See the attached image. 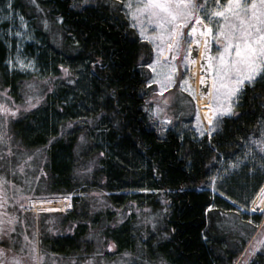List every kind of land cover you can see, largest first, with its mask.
Returning a JSON list of instances; mask_svg holds the SVG:
<instances>
[{
  "label": "trees",
  "instance_id": "trees-1",
  "mask_svg": "<svg viewBox=\"0 0 264 264\" xmlns=\"http://www.w3.org/2000/svg\"><path fill=\"white\" fill-rule=\"evenodd\" d=\"M30 1L16 3L55 26V52L71 69L65 75L57 67L45 109L24 111L10 123L18 149L47 154L52 191L73 195L72 210L55 212L60 222L42 237L50 262L40 252V264H100L117 255L126 264H264L262 215L245 211L264 184L263 155L249 144L252 153L242 159L245 142L263 131L261 98L249 99V90L243 115L226 118L211 142L171 126L162 134L161 122L146 110L154 49L129 26L120 1L88 0L78 8L74 0ZM207 5L215 6L213 0ZM4 59L0 42L2 87L19 100ZM96 59L101 63L93 68ZM150 212L164 225L153 230L138 222ZM112 242L116 251L104 250ZM252 245L255 251H246Z\"/></svg>",
  "mask_w": 264,
  "mask_h": 264
},
{
  "label": "rangeland",
  "instance_id": "rangeland-1",
  "mask_svg": "<svg viewBox=\"0 0 264 264\" xmlns=\"http://www.w3.org/2000/svg\"><path fill=\"white\" fill-rule=\"evenodd\" d=\"M24 1L30 5L33 4L30 0ZM119 1L121 2V0ZM23 9L21 5L16 3V0H0V42L5 48V59L2 62V68L6 70L9 76L21 78H12L19 84V88L17 87L18 90L15 92V94L17 93L15 96L19 99L17 100L11 95L8 87H2L0 72V104H4L13 109L18 108V114L16 116L23 114L24 111L32 110L37 107L45 109L48 105V97L55 91L54 85L57 81L54 74L57 72V67L62 69L61 65H63L70 69L69 63H65L64 59L59 57L55 52L56 49H58L57 44L60 43L58 42L60 40V34L55 26L47 21V27H45L44 19L41 20L42 18L33 16L29 11L25 12ZM202 14L203 15H200L203 17L205 13L202 12ZM21 16L23 17V22L20 19ZM207 23L208 21L206 19L202 21L190 20L184 25V36L180 39L181 46L178 50L173 52L174 58L172 57V59H169L168 54H170L169 46H173L174 38L168 39L166 37L163 43L157 40V44L163 47V51L160 52H157L153 44L146 40L154 49L155 57L153 60H157V63L154 65L156 69L155 72L147 66L151 74L149 81L151 80L153 82L151 84L148 83L150 99L146 104V110L148 114L151 115L150 110L156 109L158 106L161 111L159 115L153 118L159 122L166 123L167 127H174L179 130L182 135L194 134L199 137L198 133L195 131L197 124L203 122L205 125L200 115L199 108L196 110L195 115L193 114V102L196 103L195 95L199 84L196 89V81L194 82L191 80L189 75V53L192 45L197 44L201 56L205 49V40L209 41V55H215L219 50L213 36L205 37L200 34L202 31H207V29L203 27V25ZM193 24L197 28L196 32L191 31V25ZM135 30L139 35L137 29ZM145 31L148 34H156L159 29L154 25L146 23ZM214 32L215 22H213V33ZM196 37H200V39L198 40ZM185 57H187V59H185ZM29 61L32 62L30 66H20L21 63L29 65ZM82 66V64H79V70H82ZM172 68H175V72L171 71ZM200 69L199 61V74ZM210 70L212 72V77L213 69ZM72 81L73 80H69L71 84L73 83ZM156 81H159V83ZM167 81H171V83L169 84ZM181 82H184L183 86ZM29 85H31V87H29ZM5 89H7V95L4 94ZM28 96L32 97L30 103L34 104L35 107H29ZM37 98H42L39 103H37ZM44 112L45 111H41V114H44ZM197 112H199V120L197 119ZM16 116L13 117L9 114L8 118L5 120L3 114H0V136H2V139H0V156L7 157V169L4 168L6 167L4 165L1 167V176H3L5 181H12L7 187L12 189V192H5V194L12 196L17 195L16 198L20 200L17 209L20 214L23 213L24 216L20 236L22 245V253L20 256L22 262L23 264H40V252L43 257H48L42 237L44 238L45 235H53L56 224L58 221L60 222L59 218L62 217V215L55 212H68L72 210L73 201L71 198L73 195L61 196L62 193L60 194L52 191L49 180L50 176L44 167L47 161V154L42 150L34 152L32 150L26 151L11 148L17 144V142L9 138L10 131L7 128V124L10 118H16ZM191 118L192 120L189 121ZM168 121H170V123H168ZM254 147L264 157V153L261 152L260 148L255 145ZM9 148L11 149V155L7 152ZM29 157L32 159L29 160ZM21 167L23 171H20ZM6 183L7 182L4 184ZM4 184L2 185L6 188ZM45 192L52 193L48 194ZM62 197L70 198L71 208L69 210L37 212L30 207L33 199ZM252 202L249 209L245 211L261 214L262 224L264 225V205L259 208L260 212H257L255 210L257 207L251 206ZM138 222L142 225H150L153 230L158 229L163 224L161 215L155 212L145 214ZM109 244H113V242ZM108 245L104 247V250L116 251V247L108 248ZM47 257L46 260L50 262V258ZM125 261V258L117 255L112 258L111 261L101 260L100 264H126ZM10 263H12V260H10ZM156 264H159V262Z\"/></svg>",
  "mask_w": 264,
  "mask_h": 264
},
{
  "label": "snow or ice",
  "instance_id": "snow-or-ice-1",
  "mask_svg": "<svg viewBox=\"0 0 264 264\" xmlns=\"http://www.w3.org/2000/svg\"><path fill=\"white\" fill-rule=\"evenodd\" d=\"M33 2L35 3V0ZM87 2L88 0H81L77 4L74 0L72 6L77 8L81 6L86 7ZM213 2L215 8H209L207 0H205L204 4H198L196 0H121L119 4L120 9L130 22L129 26L137 29L142 40L150 41L157 52L163 51V47L157 44L156 41L159 40L163 43L166 37L168 39L175 38L173 39L175 47H169L173 52L178 50L180 39L184 36L183 27L188 21H202L204 19L208 21L207 24L203 25L207 31H202L200 34L205 37L213 36L219 50L215 55L206 56L209 68L213 69L211 85L203 93L208 99L207 125L205 126L203 122H200L197 124L195 131L199 136L207 135L210 142L216 133L223 130L226 118L232 117L238 119L239 116L243 115V112L239 109L244 103L245 98L248 97L249 90H251L252 95L248 98L256 99V97H260V103L264 105V0H223V2L222 0H213ZM201 12L205 13L203 17L200 15ZM20 19L23 22L22 16ZM57 19L62 21L64 17L58 16ZM213 22H215L214 33ZM44 23L45 27H47V20ZM146 23L154 25L159 31L156 34H148L145 31ZM191 31H197L194 24L191 25ZM204 51L205 53L209 51L208 40H205ZM31 63V61H29V65L21 63L20 66H30ZM91 63L93 68H95L101 61L96 59L91 61ZM156 63L157 60H153L148 65V68L152 69L153 72L156 71L154 68ZM61 68L65 75L69 74V68L63 65H61ZM171 71L175 72V68H172ZM72 82L75 83V81ZM152 82L151 80L148 81L149 84ZM156 82L159 83V81ZM167 83L170 84L171 81H167ZM183 83L181 82L182 86ZM203 83H205L204 78L201 79V84ZM4 94L7 95V89L4 90ZM40 99L42 98H37V103H39ZM31 100L32 97L28 96L29 107H35L34 104L30 103ZM150 111L151 119L159 115L161 109L157 106L156 109ZM0 114H3L6 120L9 114L13 117L16 116L18 108L13 109L0 104ZM197 119L199 120V112H197ZM257 124L264 128V113L261 114ZM166 127L167 124L161 122L158 131L163 134ZM0 139H2V136H0ZM54 139L55 137L52 138V140ZM80 141L86 142L84 134H81ZM49 143H51V140ZM249 144L259 147L261 152L264 153V131L261 132L260 138L250 137L245 142L246 151L242 159H247L248 155L252 153V148L248 146ZM7 152L11 155L10 148L7 149ZM0 159H3V157L0 156ZM28 159L31 160L32 158L29 157ZM239 159L241 158L232 162L230 167H236ZM253 159H255L254 154ZM261 165L264 166V157L261 158ZM0 167H3V165L0 164ZM20 171H23L22 167ZM225 171H228V169H225ZM5 182L12 183V181H5L3 176H0V185ZM0 195H3L2 187H0ZM257 197L259 199L254 198V204L264 203V186L257 193ZM241 207L246 208L247 206L241 205ZM255 210L260 211L259 208ZM10 223L11 221H9ZM8 231H14V229L8 228ZM7 234L5 222L0 219V241ZM261 242L264 243V241ZM249 243L251 244V242ZM114 247V243L108 245V248ZM255 247L256 245H252L246 251L254 252ZM3 253L4 249L0 248V255H3ZM130 255L128 252L124 253V256ZM0 264H4L3 259H0ZM84 264H93V261L91 259L85 260ZM145 264H149V262L145 261ZM160 264H166V262L161 260Z\"/></svg>",
  "mask_w": 264,
  "mask_h": 264
},
{
  "label": "flooded vegetation",
  "instance_id": "flooded-vegetation-1",
  "mask_svg": "<svg viewBox=\"0 0 264 264\" xmlns=\"http://www.w3.org/2000/svg\"><path fill=\"white\" fill-rule=\"evenodd\" d=\"M19 116V115H18ZM10 118L7 124V128L10 131V123L18 118ZM9 138L13 140V136L11 132L9 133ZM12 149H18V144H15L11 147ZM3 159H0V164L6 166L7 165V157L2 156ZM6 162V163H5ZM7 169V166L4 167ZM0 176H1V167H0ZM0 185L3 188V195H0V219L4 220L5 222V231L8 233L7 236L3 237V240L0 241V248L4 249L3 255H0V259L4 260V264H23L20 254L22 253V245H21V231L23 227V213L17 209L20 200L16 198L17 195H7L5 192H12V189L7 188L9 183ZM6 197V199H5ZM9 221L11 223L9 224ZM8 228L14 229V231H8ZM12 260V263H10ZM15 261V262H14Z\"/></svg>",
  "mask_w": 264,
  "mask_h": 264
},
{
  "label": "bare ground",
  "instance_id": "bare-ground-1",
  "mask_svg": "<svg viewBox=\"0 0 264 264\" xmlns=\"http://www.w3.org/2000/svg\"><path fill=\"white\" fill-rule=\"evenodd\" d=\"M199 58H201L200 52H199V57H198V60H197V63H196V68H195L197 73H198L197 74V80H196V83H195L196 89H197V86H198V84L200 82V76H201V73L199 74V61H200ZM211 73L212 72L210 70V74ZM210 82H211V78H210ZM195 97H196V103H197L198 108L200 110V115H201L205 125H207V111H208L207 104H208V100L199 97L197 93H196ZM262 186H264V184ZM260 190H261V188H260ZM255 199H259L257 197V194L255 196ZM69 205H71V201H70V198H68V197L50 198V199H46V198L42 199L41 198V199H33L32 202H31L30 207H31V209H33V210H35L37 212L38 211H64V210H69L71 208V206L69 207ZM262 205H264V203L254 204V200H253L251 206L252 207L261 208ZM257 212H260V211H257Z\"/></svg>",
  "mask_w": 264,
  "mask_h": 264
},
{
  "label": "water",
  "instance_id": "water-1",
  "mask_svg": "<svg viewBox=\"0 0 264 264\" xmlns=\"http://www.w3.org/2000/svg\"><path fill=\"white\" fill-rule=\"evenodd\" d=\"M196 39H200V37H196ZM175 45L173 44L172 48H174ZM209 55L208 53H205V51H203L201 58H200V82H199V86H198V90H197V94L199 97L204 98L206 100L207 97L203 95L204 92H206L208 90V88L211 85L210 82V78H211V74H210V68L208 65V62L206 61V56ZM169 59H172L173 57V51L170 50V54L168 55ZM199 57V46L197 44L192 45L191 47V51L189 53V58H190V64H189V68H190V78L191 80H193L194 82L197 80V71H196V63ZM204 78L205 79V83L201 84V79ZM198 109V107H197ZM200 112V110H199Z\"/></svg>",
  "mask_w": 264,
  "mask_h": 264
}]
</instances>
